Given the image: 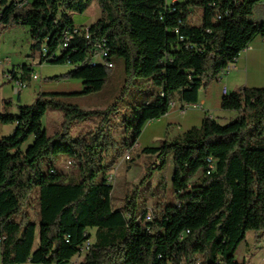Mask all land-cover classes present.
<instances>
[{
  "label": "trees",
  "instance_id": "obj_1",
  "mask_svg": "<svg viewBox=\"0 0 264 264\" xmlns=\"http://www.w3.org/2000/svg\"><path fill=\"white\" fill-rule=\"evenodd\" d=\"M93 1L100 7L97 21L75 23L73 14H83ZM261 3L0 0V35L26 26L34 59L73 66L46 80L80 79L79 93L97 92L116 55L125 64L124 90L138 79L139 87H149L132 115L122 114L120 138L113 129V117L121 113L118 103L84 109L62 100L66 94L44 93L12 112L13 101L3 100L0 123L15 128L0 137L1 264H72L80 255V264H248L236 258L240 245L250 231L256 245L264 238V87L243 86L223 96L221 108L237 112L230 122L205 117L200 126L143 148L142 154L157 161L145 167L146 174L119 206L107 179L147 122L164 116L173 101L197 104L199 91L264 33V21L252 20ZM198 13L200 20L194 18ZM76 25L83 30L75 33ZM104 39L108 55L93 65L92 49ZM19 67L21 76L11 71L15 79L30 80L32 67ZM50 108L62 114L53 132L43 124ZM92 117L98 118L96 127L74 137V127ZM62 155L75 173L58 169ZM169 160L176 202L151 197L148 209L136 189ZM33 204L38 221L28 212Z\"/></svg>",
  "mask_w": 264,
  "mask_h": 264
},
{
  "label": "rangeland",
  "instance_id": "obj_2",
  "mask_svg": "<svg viewBox=\"0 0 264 264\" xmlns=\"http://www.w3.org/2000/svg\"><path fill=\"white\" fill-rule=\"evenodd\" d=\"M187 1V0H186ZM99 4L97 1L91 3L89 9L87 10V15L96 16L99 13ZM78 17H82L81 14H76L73 16V19L76 20ZM200 20V14L194 16V18ZM2 42L1 47V58L14 57L15 60L23 58L26 56L28 62L34 58L31 56V37L29 29L26 26H15L13 28L4 30L0 35V43ZM28 52V54H27ZM114 67L111 69L110 75L104 84L103 88L97 92H92L89 94L79 93L74 86V94L65 95L61 99L77 104L84 109H104L110 105L118 103L121 107V113L113 117V129L115 135L120 138L122 134L121 126L124 124L121 122L122 114L127 113L128 116L132 115L133 107L135 104L142 101L144 95L148 91L149 87H139V83L142 82V79H138L136 84L131 86L129 90H124L125 86V64L124 60L114 55L112 57ZM50 64V63H49ZM55 65V64H52ZM64 65V64H58ZM61 67V66H59ZM14 67H4L0 66V88L5 86L7 82L6 73L12 71ZM40 71V69L38 68ZM63 75V74H62ZM54 77V76H53ZM74 79V78H67ZM58 80V79H57ZM55 79H49V82L57 83ZM59 80H65V78H60ZM64 82H60L59 85H62ZM7 85V84H6ZM1 90V89H0ZM35 86H27L25 88V95L23 102L21 103L18 99V95L13 91L11 87L6 89V94L10 95L13 99L14 108L17 105L22 104H32L39 95V91ZM151 90V88H150ZM9 97H6L8 99ZM62 121V114L60 111L50 108L43 118L44 126L48 129L49 132L57 130ZM98 124V118H89L85 121L78 123L73 131L72 135L74 137L78 136L83 132H88L89 130L96 127ZM33 142V137H31L26 146ZM131 154V159L126 160L125 156L119 161V163L111 171L115 176L114 180V189H113V198L114 204L119 206L123 203V199L127 194V190L133 187L136 184H139L143 176L146 174L145 167L150 163L157 161L154 155L139 154L138 150L133 147L128 150ZM69 158L66 156H60L57 160L58 169L64 173L71 174L76 172L75 166H72L69 163ZM174 172V165L171 160L168 161L163 171L156 172L153 175V178L146 184H141L136 189V193L139 194L138 200H144L146 198L145 204L148 209H151L152 199H162L165 204H175L176 196L172 188V175ZM34 204L28 207V212L32 215L35 221H38V216L35 212ZM264 240V238H263ZM257 244L256 246L251 247L250 253L246 257L248 264H264V241ZM248 241V240H247ZM249 242V241H248ZM246 242H242L243 247ZM244 248L241 249L240 255L236 256L240 262H243L242 256L244 255ZM0 264H1V254H0ZM32 264V263H27Z\"/></svg>",
  "mask_w": 264,
  "mask_h": 264
},
{
  "label": "crops",
  "instance_id": "obj_3",
  "mask_svg": "<svg viewBox=\"0 0 264 264\" xmlns=\"http://www.w3.org/2000/svg\"><path fill=\"white\" fill-rule=\"evenodd\" d=\"M74 15L76 16V14H73V16ZM81 16L82 17H78L76 20H74L75 23L90 26L100 17V9L96 16L87 15V11L81 14ZM252 20L259 22L264 21L263 3L259 4L255 8L252 14ZM1 47L2 42L0 43V54ZM22 64L32 67L33 73L39 76L37 80H28V78L26 80L28 86H35L37 88L39 95L44 93H63L68 95L78 93L82 90V80L80 79H65L63 81L58 79L56 81L57 83L46 80L50 77L60 76L71 71L73 66L69 64L52 65L49 63H41L38 59H33L28 62L26 56L17 60H15L14 57H0V66L14 67L13 69L17 72L18 76L22 75L21 68L19 67V65ZM60 82L64 83L59 85ZM6 84L0 88V112L4 108L3 100L6 99V97H9L8 99H13L10 96L12 92L9 96L6 94V89L8 87H11L18 95V99L21 103L23 102L22 100L24 99L25 95V88H21L16 82L7 80ZM74 86L77 87L76 89L78 92L73 91ZM224 86L227 88L226 94L243 86L253 88L264 87V33L257 35L252 39L249 45L231 64L229 71L223 72L214 81H212L208 87L202 88L199 91V99L197 104L190 105L187 111L182 113L180 110L182 107V102L178 100L174 106L170 107L169 111L164 116L159 119L147 122L133 148L138 150L139 154H142L141 151L145 147L157 146L162 140H171L187 132L194 126H200L205 117L217 119L224 124L233 120L236 117L237 112L226 111L221 108V100L225 95L223 92ZM11 111L16 112V108L12 107ZM14 128L15 125L0 123V137L11 134ZM255 236V232H248L244 241L246 243L243 247H241L242 244L240 245L236 256L238 253L240 255L241 249L244 248L245 253L242 258L246 261V257L250 253L251 247L256 246ZM80 263L81 260L78 262V264Z\"/></svg>",
  "mask_w": 264,
  "mask_h": 264
},
{
  "label": "built area",
  "instance_id": "obj_4",
  "mask_svg": "<svg viewBox=\"0 0 264 264\" xmlns=\"http://www.w3.org/2000/svg\"><path fill=\"white\" fill-rule=\"evenodd\" d=\"M19 1V0H18ZM21 1H24V2H27L29 0H21ZM175 1V0H174ZM263 4H264V0H263ZM83 30V28L79 25H76L75 28H74V32L78 33V32H81ZM176 33L178 31H175ZM88 36V34H87ZM70 36H66V40H69ZM64 45H67V44H64ZM43 52L46 53V49L43 48ZM98 54H106V56L108 55V49L105 47V39L102 40V41H99L96 43V45L94 46V48L92 49V57H91V63L93 65L97 64L98 63ZM232 64V63H231ZM231 64H229L226 69L224 70V72L226 71H229L230 68H231ZM114 65L112 64V62H110V67H113ZM6 78L7 80L9 81H13V82H16L21 88H26L28 86V83L27 82H23V83H19L17 79H15V77L12 75V72L9 71L6 73ZM39 78V76L35 73H32L31 75V79H34V80H37ZM223 92L224 94L227 93V88L224 86L223 88ZM176 104V101H173L172 102V106H174ZM190 105H184L181 107V112L182 113H185L188 109ZM125 159L126 160H130L131 159V154L130 152L128 151L125 155ZM108 183L109 184H113L114 183V180H115V176L113 174V172H111L108 176ZM5 235H0V247H1V244H2V241L4 239ZM81 252L83 253L84 252V247L81 249ZM81 260V255L80 256H77L75 259H73L72 261V264H78V262ZM263 262H264V257H263Z\"/></svg>",
  "mask_w": 264,
  "mask_h": 264
},
{
  "label": "bare ground",
  "instance_id": "obj_5",
  "mask_svg": "<svg viewBox=\"0 0 264 264\" xmlns=\"http://www.w3.org/2000/svg\"><path fill=\"white\" fill-rule=\"evenodd\" d=\"M104 55H106V54H98V59L103 60V56H104ZM107 64H108V66L110 67V62L107 63ZM90 244H91V241L86 242V244H85V246H84V251H86V250L89 249Z\"/></svg>",
  "mask_w": 264,
  "mask_h": 264
}]
</instances>
